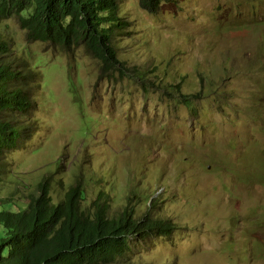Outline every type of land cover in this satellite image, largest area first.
I'll return each instance as SVG.
<instances>
[{
	"label": "rangeland",
	"instance_id": "rangeland-1",
	"mask_svg": "<svg viewBox=\"0 0 264 264\" xmlns=\"http://www.w3.org/2000/svg\"><path fill=\"white\" fill-rule=\"evenodd\" d=\"M120 15L128 70L112 79L82 44L59 49L28 41L17 18L0 23L42 74L39 129L8 156L0 195L22 209L50 177L58 202L81 177L86 206L102 193L112 213L153 203L177 223L135 244L133 264H264V0H169L157 13L122 0Z\"/></svg>",
	"mask_w": 264,
	"mask_h": 264
},
{
	"label": "trees",
	"instance_id": "trees-1",
	"mask_svg": "<svg viewBox=\"0 0 264 264\" xmlns=\"http://www.w3.org/2000/svg\"><path fill=\"white\" fill-rule=\"evenodd\" d=\"M163 1L138 0L140 7L157 13ZM122 0H0V23L17 18L28 41H40L70 51L82 44L100 64V78L126 75L117 40L127 28L120 15ZM16 44L1 32L0 24V184L10 175L8 156L24 146L39 129L32 85L41 82L32 59L18 55ZM24 52V51H22ZM37 64L43 62L37 60ZM114 76V77H113ZM187 108L193 101L179 93ZM13 176V175H10ZM46 177L26 206L12 208L11 197L0 195V264H133L128 256L134 245H150L156 237H170L178 228L170 218L138 212L131 201L111 212L100 193L85 205L81 177L55 202ZM140 196V195H139Z\"/></svg>",
	"mask_w": 264,
	"mask_h": 264
}]
</instances>
